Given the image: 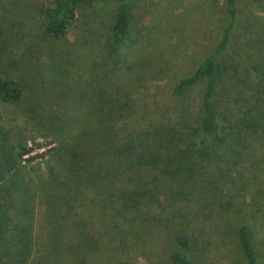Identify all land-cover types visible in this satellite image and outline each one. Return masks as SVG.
I'll return each mask as SVG.
<instances>
[{
	"label": "rangeland",
	"instance_id": "rangeland-1",
	"mask_svg": "<svg viewBox=\"0 0 264 264\" xmlns=\"http://www.w3.org/2000/svg\"><path fill=\"white\" fill-rule=\"evenodd\" d=\"M53 2L0 0V73L28 72L38 78L34 86L40 87L41 75L58 78L55 85L63 106L68 102L65 90L75 88L79 95L95 92L105 104L118 106L115 120L134 131L171 129L174 124L175 133L181 134L184 116L196 125L204 82L182 97L173 88L220 42L229 23L228 0H134L129 39L124 42L110 37L122 0L83 3L62 39L43 35ZM236 7L232 46L225 56L217 99L233 125L255 121L264 129V0H237ZM44 87H49L47 81ZM78 114L75 110L72 116ZM0 124L27 127L33 157L18 164L32 183L46 178L53 163L48 150L67 138L68 132L43 136L31 131L30 120L14 105H0ZM247 129L246 144L237 154L222 156L224 161L216 155L196 159V168L211 181L205 195L217 192L228 206L239 210L236 216H229L228 207L227 215L218 210L219 215L216 203L206 202L188 204L192 215L179 217L171 207L167 211L163 190L149 181L147 186L160 205L122 211L114 201L105 200V194L91 190L84 202L73 203L76 227L69 229L63 243L73 255H62L63 264H167L174 249L172 235L178 231L196 239L204 264H247L237 239L240 220L251 225L253 243L264 264V133ZM221 151L226 155L224 147ZM46 210L36 197L33 251L26 264H34L33 258L38 259L52 233Z\"/></svg>",
	"mask_w": 264,
	"mask_h": 264
},
{
	"label": "trees",
	"instance_id": "trees-1",
	"mask_svg": "<svg viewBox=\"0 0 264 264\" xmlns=\"http://www.w3.org/2000/svg\"><path fill=\"white\" fill-rule=\"evenodd\" d=\"M92 1L104 0H54L53 9L47 12L42 26L43 35L64 38L76 19L78 7ZM133 2L122 0L110 29L112 40L124 42L129 39ZM236 2L228 0L229 23L218 45L173 88L174 94L182 97L195 84L201 81L205 84L197 123L193 126L184 116L181 134L175 133L174 124L171 129L161 127L139 131L120 125L115 120L120 114L118 106L105 104L95 92L79 95L75 88L73 92L65 90L63 94L68 102L63 106L55 85L59 80L56 77L48 80L41 75L40 87L38 84L34 86L38 78L29 76L28 72L20 76L0 73L1 106L19 108L20 113L30 120V130L43 136L68 132L67 138L48 150L53 156L48 176L32 183L18 164L22 159L33 157V148L25 135L27 127L7 128L0 124V264H26L32 255V209L36 197L47 207V221L52 233L44 242L38 259L33 258L34 264H63L64 258L73 255V252L68 254L63 245L69 229L76 227L73 224V203L77 199L84 202L86 195L92 193L102 192L105 200L111 204L114 201L122 211L143 204L160 205L159 198L154 197L147 186L149 181L163 190L167 211L171 207L179 212V217L192 215L188 204L194 207L196 203L206 202L213 206L216 203L219 215V211L226 213L228 209L229 216L238 214L239 210L228 206V201L224 202L217 192H213L212 197L209 192L205 195L211 181L204 179L196 168V159L212 155L223 159L222 156L228 157L229 153L237 154L246 144L245 137L250 133L247 128H253V133H264L255 121H240L239 125H233L224 117L217 99L225 56L230 52L237 21ZM46 81L47 88L44 87ZM28 91L31 92L28 94ZM75 110L79 113L76 118L72 116ZM222 147L226 155L221 151ZM160 207L164 210L163 206ZM236 231L246 263L262 264L252 240L251 225L240 220ZM172 240L174 249L167 264H204L198 243L190 234L178 231L172 235Z\"/></svg>",
	"mask_w": 264,
	"mask_h": 264
}]
</instances>
